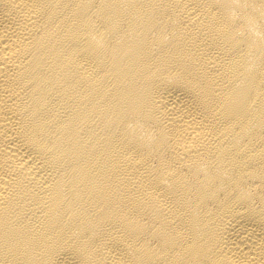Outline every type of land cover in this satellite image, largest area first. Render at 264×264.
Listing matches in <instances>:
<instances>
[{"label":"bare ground","instance_id":"6f19581e","mask_svg":"<svg viewBox=\"0 0 264 264\" xmlns=\"http://www.w3.org/2000/svg\"><path fill=\"white\" fill-rule=\"evenodd\" d=\"M0 264H264V0H0Z\"/></svg>","mask_w":264,"mask_h":264}]
</instances>
